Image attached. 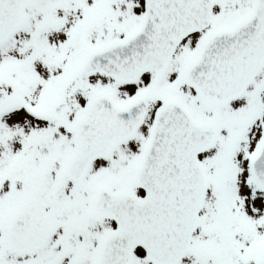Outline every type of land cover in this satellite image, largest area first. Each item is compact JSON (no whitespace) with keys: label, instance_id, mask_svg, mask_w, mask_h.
Here are the masks:
<instances>
[{"label":"snow or ice","instance_id":"6c2138e0","mask_svg":"<svg viewBox=\"0 0 264 264\" xmlns=\"http://www.w3.org/2000/svg\"><path fill=\"white\" fill-rule=\"evenodd\" d=\"M0 264H264V0H0Z\"/></svg>","mask_w":264,"mask_h":264}]
</instances>
